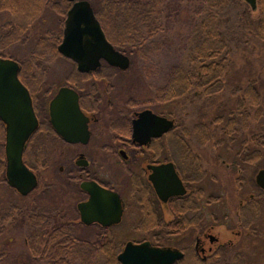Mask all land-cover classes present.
Masks as SVG:
<instances>
[{"label": "flooded vegetation", "instance_id": "af4514ba", "mask_svg": "<svg viewBox=\"0 0 264 264\" xmlns=\"http://www.w3.org/2000/svg\"><path fill=\"white\" fill-rule=\"evenodd\" d=\"M72 4L73 2L63 17L59 33L61 37L56 44L57 54L50 53L63 57L73 64L63 81H56L49 72L51 69L49 66L38 71V68L31 66L22 68L17 60L20 67L18 78L30 93L38 120V126L24 149L32 150L33 166L39 162V154L43 152L41 148L54 141L65 149L74 151L70 166L63 165L59 169L66 177L67 186L78 193V198L76 197L71 204L74 216L69 213L71 211L67 209V203H62L57 208L56 215L60 219L58 224L66 232L72 233L77 241L98 243V246L120 251L129 241L134 243L149 241L155 245L149 237L152 236L154 239L153 235L158 236L161 231L174 236L188 233L191 235L190 243L179 249L184 256L188 255V259L195 260L198 264H226L230 263V260L231 264H237L241 257L240 252L243 251V247L240 246L241 240L251 236L261 237L264 234V224L262 227L259 226L260 220L264 217V188L257 183L258 173L264 170V132L258 133L248 128L250 124L246 125L248 121L250 123L251 120H256L255 108L253 113L250 112V108L255 106L252 99L238 98L237 116L242 117L244 123L240 124L237 119L232 131L224 129L227 125L223 122L224 114L214 117L217 121V133L223 135L216 143L214 142L215 144L210 147L213 151L209 152L210 138L216 136L213 119L206 123H196L195 126H199L196 131L188 129L187 132L183 128L178 131L175 96L171 94L160 102L153 92L152 95L140 94L135 97L131 92L122 94L115 88L114 80L128 70L130 65L122 70L100 58L99 65L94 69L81 71L75 62L59 53L57 46L61 43L64 20ZM92 9L95 14L93 7ZM104 34L106 36L105 31ZM106 39L113 45L107 36ZM122 53L128 56L130 62L129 55ZM247 86L250 90L255 89V84L249 82L245 84L243 90ZM62 87H67L77 95L80 114L85 119L88 131L85 142L80 140L82 136L80 133H77L76 142L64 140L51 123L50 103ZM161 104L164 108L167 107L168 111L158 110L157 107ZM145 110L165 117L172 122V126L160 136H150L145 143L140 144L132 136L133 123ZM146 119L140 126L141 139L156 128L150 117ZM222 122L225 125L219 127ZM183 136L198 137L201 141L200 147L207 150L199 153L195 150L196 146L179 145L178 139ZM229 152L232 153L230 162L227 161ZM46 164L45 159L43 165ZM163 165L169 167L158 169L156 172L153 169ZM113 169L115 171H112ZM173 171L182 182L185 191L183 194H169L162 199L151 177L155 174L156 183L163 185L162 191L167 193L173 183ZM34 173L39 183L38 173L35 171ZM224 178L233 181V199L237 202V208L232 217L234 225L229 227L235 238L221 241V237L214 232L215 224H209L208 203L223 201L222 197L227 191L225 192V185L219 184V181L223 182ZM209 181L218 185L220 189L218 194L209 196ZM83 183H95L104 191L118 195L121 208L118 222L104 225L97 220L90 223L82 221L79 205L87 203L90 199V194L81 186ZM110 202L111 198L99 200L96 205L103 211L112 213L113 206ZM98 211L94 208L86 213L88 217H93ZM127 215L135 218V221L125 224ZM124 225L133 231L143 233L144 237H149L142 241L127 240L122 243L118 240V234H123ZM118 226L120 232L114 231ZM80 227L93 230L94 239L90 241L76 237L74 233ZM146 233L153 235L146 236Z\"/></svg>", "mask_w": 264, "mask_h": 264}, {"label": "rangeland", "instance_id": "374dc122", "mask_svg": "<svg viewBox=\"0 0 264 264\" xmlns=\"http://www.w3.org/2000/svg\"><path fill=\"white\" fill-rule=\"evenodd\" d=\"M94 9H99L102 5H105L106 0H88ZM201 0H161L162 12L157 17V23L159 29L155 33L152 44L146 43L142 46L141 53L136 52L133 47L127 48V54L130 57V68L121 76L114 80L115 88L122 94L133 93L137 95H152L155 93L157 100L161 102L159 97L161 96V88L164 79L170 73V67L173 64L184 63L188 69L187 55L192 51L194 44L197 42L196 24L201 22V15L197 13L201 5ZM202 2V1H201ZM245 2V1H244ZM204 7H207V3L203 1ZM246 3V2H245ZM247 4V3H246ZM248 5V4H247ZM246 5V6H247ZM114 6V5H113ZM261 6H264V0H257V8L254 12L249 9L246 12L250 17L253 25L257 23L258 10ZM248 7V6H247ZM112 8V13L116 14ZM117 13H122L118 8ZM226 10V9H225ZM129 14V12H128ZM10 18L7 12L0 11V26ZM63 17L57 14L53 9L47 8L44 10L42 16L32 25L29 30V36L25 42H14L9 46L10 54L18 61H24L29 57L31 51L35 48L36 41L39 36L45 33L57 35L62 29ZM123 21V19L119 18ZM112 20L111 33L118 35L123 33L124 28L121 29L123 23ZM122 23V24H121ZM221 24V23H220ZM256 26V25H255ZM222 28V27H221ZM242 43L231 44V63L227 69L222 71L220 76H216L218 81L217 92L211 95H207L203 90L196 88L192 89L190 99L176 100V115H177V129H189L194 130L196 123L214 121V129L216 130L215 137L210 138L208 143V151L212 152L210 148L216 143L217 139H221V133H217V121L215 116L222 113L224 109H231L233 111V118L240 124H242V117L237 116L239 112L236 108L238 98L242 97V90L245 84L249 80L256 78V86L260 90L264 98V78L261 77L264 72V42H259L254 38V35L247 33L242 36ZM148 49V50H147ZM38 52L40 48L38 47ZM72 62L60 57L49 56V60L38 61L35 65H29L31 67L38 68V71L46 67H50V73L56 78L57 82L63 81V78L67 71L72 67ZM27 67V66H26ZM190 69V68H189ZM167 84V83H166ZM241 89L234 95L230 94L233 88ZM219 90V91H218ZM197 93V94H195ZM249 98V96H247ZM220 105V107H218ZM221 106L223 110L221 109ZM249 109V106H247ZM250 112H254L256 120H251L246 123L250 124V129L256 130L258 133L264 132V103H260L258 106H252ZM158 110L168 111L167 107L164 108L162 104L157 107ZM228 116L224 114V121L226 123ZM251 119H254L251 117ZM221 123L219 127L225 125ZM228 124V123H227ZM231 127H234V123H230ZM227 126V125H226ZM226 126L224 129L227 130ZM4 128V126H3ZM189 130L187 132H189ZM228 131V130H227ZM189 136V135H188ZM220 137V138H219ZM187 138V139H186ZM184 139L188 141V145L196 146L197 152L207 150L205 147H200V139L198 137L188 138L184 136ZM215 142V143H214ZM233 145V144H232ZM4 147V143H3ZM43 152L39 154L38 163L33 166L31 160L32 150L28 148L25 152L28 164H30L35 172L38 173L39 183L37 188L28 195H20L14 189L7 186L6 183L0 184V210H7L10 206L19 207L25 209L28 207H44L51 210H57L62 203H67V209L71 215L74 216L73 208L71 204L74 203L77 192L67 186L66 177L61 173L59 167L70 166L72 162L71 158L74 156V151L71 149H65L57 141L49 144L46 147L41 148ZM229 158V159H228ZM227 161H232V153L229 152ZM47 160L46 166L43 165ZM40 164V165H39ZM43 165V166H42ZM112 171H115L114 169ZM230 178V177H228ZM225 185V192L223 201H214L208 203V215L209 224H215L214 232L221 237L222 240L233 238V234L230 233L229 227L233 226V215L237 208V202L233 199V186L232 180L224 178L222 180ZM209 196L216 195L220 189L214 182L209 181ZM78 198V197H77ZM60 219L56 216V222L59 223ZM135 221V218L127 215L125 224H131ZM264 224V217L260 220L259 226ZM148 225V224H147ZM124 232L119 233L118 240L125 243L127 240L142 241L144 238H148L146 233L144 237L143 233L131 230L127 225H124ZM25 228L18 222L7 223L5 232L0 235V264H44L42 262L33 261L29 257V252L25 244L24 237ZM116 232H120V227L115 228ZM76 237L82 239L93 240V230L78 228L74 233ZM151 242L159 244L162 247L178 248L181 249L190 243L191 235L183 233L179 235H170L165 232H160L158 237L159 241H155L152 236L149 237ZM235 238V237H234ZM240 246L243 247L240 259L237 264H264V234L261 237L244 238L240 242ZM120 251V250H119ZM231 264L232 260L229 261ZM177 264H184V260H180Z\"/></svg>", "mask_w": 264, "mask_h": 264}, {"label": "trees", "instance_id": "16d2710c", "mask_svg": "<svg viewBox=\"0 0 264 264\" xmlns=\"http://www.w3.org/2000/svg\"><path fill=\"white\" fill-rule=\"evenodd\" d=\"M201 1V5L204 7V1L207 3V7L200 6L197 12L201 15V22L196 24L195 31L199 37H197L192 51L186 56L188 69L184 63L173 64L170 67V73L164 78L169 77V79L163 81L162 84L159 97L161 102L171 94L176 97V100L185 98L189 100L192 89L196 88L203 90L208 96L217 92L220 87H218L216 76H220L219 74L223 70L225 71L231 63V44L233 42L242 43L244 38L242 36L247 33L254 35L251 38L264 42V6L258 10L255 26L246 13L248 9L251 12L254 11L244 0ZM69 6L70 3L67 0H0V11L10 15V18L0 26V56L15 59L10 54L9 46L17 41H26L30 28L42 16L45 9L51 8L64 17ZM162 7L161 0H106L105 5L94 10L106 36L116 49L128 53L127 48L133 47L136 52L141 53L143 44H152L154 34L159 29L157 17L160 16ZM112 8L116 14L112 13ZM116 8L122 13H117ZM119 18L123 21H120ZM112 20L123 23L121 27V29L124 28L123 33L118 35L111 33ZM60 37L61 34L54 35L49 32L38 37L35 48L29 57L24 61H18L20 66L22 68L29 67L38 61L49 60L50 53H56V44ZM38 47L40 48L39 52L37 51ZM22 75L23 70L21 77ZM261 77L264 78V72ZM23 82L26 83L24 80ZM249 82L255 84V89L250 90L247 86L242 90V97L249 96L256 106L264 103V98L256 86V78ZM240 90L237 87L233 88L230 94L234 95ZM221 109L223 110L222 106ZM225 113L228 116L226 128L228 131H232L234 127H231L230 123L235 124L233 111L230 108L224 109L220 114ZM243 123L244 121H242V125ZM3 126L0 121V184L6 183ZM197 128L199 126H195L194 131ZM184 131H188V129ZM183 137L178 139V144L188 145V141ZM25 152L26 150L23 155L24 162L34 169L28 164ZM56 212L55 209L36 206L25 209L10 206L7 210H0V235L5 232L7 223L18 222L25 228L24 237L29 257L33 261L44 264H120L117 259L119 249L98 246V243L77 241L72 233L66 232L57 224ZM153 236H155L154 240L158 242L159 239L156 238L158 236ZM182 260H184V264H198L195 260L188 259L187 254Z\"/></svg>", "mask_w": 264, "mask_h": 264}, {"label": "water", "instance_id": "95a60500", "mask_svg": "<svg viewBox=\"0 0 264 264\" xmlns=\"http://www.w3.org/2000/svg\"><path fill=\"white\" fill-rule=\"evenodd\" d=\"M73 2L64 20L63 36L57 46L60 54L71 59L81 71H89L99 65V59H105L110 65L125 70L130 62L127 55L116 50L107 41L100 22L96 18L88 0H67ZM255 11L256 0H244ZM19 64L11 58L0 56V121L4 124V154L6 183L20 195H28L38 183L35 173L23 160L25 145L36 130V118L30 93L18 78ZM51 123L64 140L76 142L77 133L82 134L83 142L87 140L88 131L85 119L82 118L78 107L77 95L67 87L59 89L51 100ZM151 118L155 130L140 138V126L143 120ZM146 119V120H147ZM172 126L165 117L145 110L138 115L133 123V138L140 144L145 143L150 136H160ZM169 166L153 167L155 172ZM154 186L162 199L169 194H183L185 189L178 176L172 172L171 190L164 193L163 185L156 183L155 174L151 177ZM257 183L264 188V170L257 175ZM82 188L90 194L87 203L80 204L81 219L85 223L93 220L108 225L120 220L121 208L116 193L104 191L95 183H83ZM111 198L112 213L103 211L96 204L99 200ZM95 205V206H94ZM97 209L98 213L88 217L89 209ZM105 218V219H104ZM184 257V253L176 248L152 245L149 241L139 243L127 242L117 254L120 264H175Z\"/></svg>", "mask_w": 264, "mask_h": 264}]
</instances>
